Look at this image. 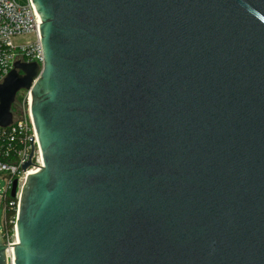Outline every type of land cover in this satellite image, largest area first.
Returning a JSON list of instances; mask_svg holds the SVG:
<instances>
[{"label": "water", "instance_id": "95a60500", "mask_svg": "<svg viewBox=\"0 0 264 264\" xmlns=\"http://www.w3.org/2000/svg\"><path fill=\"white\" fill-rule=\"evenodd\" d=\"M31 1L0 127L31 89L42 165L0 264H264V0Z\"/></svg>", "mask_w": 264, "mask_h": 264}, {"label": "built area", "instance_id": "2783aa9c", "mask_svg": "<svg viewBox=\"0 0 264 264\" xmlns=\"http://www.w3.org/2000/svg\"><path fill=\"white\" fill-rule=\"evenodd\" d=\"M42 23L34 4L27 0L21 5L17 0H0V83L14 69L17 61L43 62L40 24ZM17 101L20 118L7 127H0V177L5 186L0 187V212L3 211L2 231L8 245V256L13 260V245L18 242L16 222L18 218L20 193L27 176L32 170H39L42 155L37 132L31 114V89L21 90ZM20 100V102H19ZM33 145L35 146L34 166L24 171L22 166L29 160ZM14 180L20 187L15 197L11 196ZM15 210V216L8 211Z\"/></svg>", "mask_w": 264, "mask_h": 264}, {"label": "rangeland", "instance_id": "374dc122", "mask_svg": "<svg viewBox=\"0 0 264 264\" xmlns=\"http://www.w3.org/2000/svg\"><path fill=\"white\" fill-rule=\"evenodd\" d=\"M17 2H19L21 5H26L27 3V0H17ZM22 92L20 91L18 94H17V98H19L21 96ZM18 109H21V106L19 105V108ZM20 115V113H18ZM5 186V180L0 177V187H4ZM20 187L18 185V191H19ZM2 214H3V211L0 212V228L3 227V221H2Z\"/></svg>", "mask_w": 264, "mask_h": 264}, {"label": "trees", "instance_id": "16d2710c", "mask_svg": "<svg viewBox=\"0 0 264 264\" xmlns=\"http://www.w3.org/2000/svg\"><path fill=\"white\" fill-rule=\"evenodd\" d=\"M19 102H20V100H19ZM15 210H13V209H10L9 211H8V214H9V217L10 216H15Z\"/></svg>", "mask_w": 264, "mask_h": 264}, {"label": "bare ground", "instance_id": "6f19581e", "mask_svg": "<svg viewBox=\"0 0 264 264\" xmlns=\"http://www.w3.org/2000/svg\"><path fill=\"white\" fill-rule=\"evenodd\" d=\"M32 171L34 172V171H36V170H32ZM12 262H13V260H12Z\"/></svg>", "mask_w": 264, "mask_h": 264}]
</instances>
